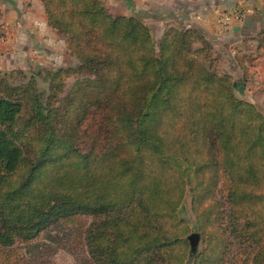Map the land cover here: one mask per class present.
Returning <instances> with one entry per match:
<instances>
[{"label":"trees","instance_id":"1","mask_svg":"<svg viewBox=\"0 0 264 264\" xmlns=\"http://www.w3.org/2000/svg\"><path fill=\"white\" fill-rule=\"evenodd\" d=\"M42 2L78 62L48 91L0 70V249L87 215L85 264H264V114L203 34Z\"/></svg>","mask_w":264,"mask_h":264},{"label":"crops","instance_id":"2","mask_svg":"<svg viewBox=\"0 0 264 264\" xmlns=\"http://www.w3.org/2000/svg\"><path fill=\"white\" fill-rule=\"evenodd\" d=\"M242 2L248 9L243 20L228 25L214 20L217 10H231ZM190 4L195 6L192 11ZM149 8H146L148 14L153 12L163 19L160 34L166 26L198 29L240 77L238 62L244 63L249 56L257 57V65L249 70V80L234 77L235 90L254 104L263 102L260 92H264V55L258 44L251 48L255 42L251 36L264 29V0H162L155 9L149 11ZM0 52L3 64L8 67L24 66L28 62L34 66L58 63L63 54L76 58L67 50L65 37L48 23L42 0H0ZM255 83L257 87H251Z\"/></svg>","mask_w":264,"mask_h":264},{"label":"rangeland","instance_id":"3","mask_svg":"<svg viewBox=\"0 0 264 264\" xmlns=\"http://www.w3.org/2000/svg\"><path fill=\"white\" fill-rule=\"evenodd\" d=\"M103 1L109 12L113 15H119L127 12L129 14L132 13L130 15L138 16L145 24H147L151 28L156 43H158L164 32L169 27H171L166 26L163 33L160 34L163 19L160 17H156L153 12H151V14H148L149 12H147L146 10L147 7H150L149 11H151V9H155L158 2H161L162 0ZM243 5L244 3L242 2L238 6L241 7ZM189 6L191 11L195 9V6L193 4H190ZM219 11L223 10H217V12ZM257 34L251 36L255 39L254 44H250L252 45V49H254L255 45L259 44V38ZM203 36L205 37V35ZM206 40L213 47L214 56L218 59L217 71L219 73H228L233 77H236V79L245 77L247 78V80H249L251 76L249 70L257 65V57L255 58V56H249L246 57V59L243 58L244 63L240 61L238 62L239 70L242 72V75L240 77L238 76V73L234 72L233 69H231V65L229 64L228 60L221 59L222 55L219 53V51L215 52V46L212 44V42L208 38H206ZM199 45L201 46L200 41H195V43L193 44L194 48L200 47ZM1 56L2 53L0 52V70L3 72H9L11 70L15 71V75L12 81L17 83H26L32 76H34L37 87L40 90L45 91H48L49 84L45 78V73L42 72L41 74H38L39 71L48 69L46 66L50 64H54L55 66L60 67L65 66V64H67L66 66L76 65L78 62L77 58L69 57L68 55L66 56L63 54V58H61V60L59 59L60 61H58V63L54 62L47 65L43 64L42 66H34L27 61L28 64L25 63L26 65L24 66L8 67L3 64ZM79 77H83V75H80ZM75 80V78H71L67 81V90L73 85ZM251 87H257V83H255ZM235 93L239 98H244L241 93H239V91L235 90ZM260 94L261 97H263V102H260L261 104L255 105L264 114V92L261 91ZM246 100L252 102L249 97H247ZM182 215L189 220L193 227L195 226V218L191 210V200L189 196H187L185 199L182 208ZM91 221L92 216H76L74 218V221L72 222H63L51 228L50 230L40 233L34 240H32V242L19 241L14 247L10 249H0V264H85L87 262L88 254L84 243V231Z\"/></svg>","mask_w":264,"mask_h":264},{"label":"built area","instance_id":"4","mask_svg":"<svg viewBox=\"0 0 264 264\" xmlns=\"http://www.w3.org/2000/svg\"><path fill=\"white\" fill-rule=\"evenodd\" d=\"M248 9L244 6L236 7L231 10L219 11L216 14L215 21L219 24H230L233 21H241L244 19Z\"/></svg>","mask_w":264,"mask_h":264},{"label":"water","instance_id":"5","mask_svg":"<svg viewBox=\"0 0 264 264\" xmlns=\"http://www.w3.org/2000/svg\"><path fill=\"white\" fill-rule=\"evenodd\" d=\"M189 240H190L192 251L195 252L197 250V248H198L199 241H200L199 234L198 233H192L189 236Z\"/></svg>","mask_w":264,"mask_h":264}]
</instances>
